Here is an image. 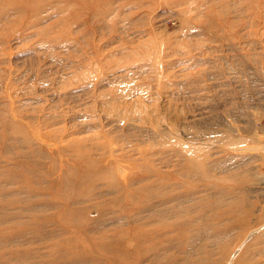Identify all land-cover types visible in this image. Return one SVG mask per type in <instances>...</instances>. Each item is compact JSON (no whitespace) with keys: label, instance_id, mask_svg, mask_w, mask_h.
<instances>
[{"label":"rangeland","instance_id":"obj_1","mask_svg":"<svg viewBox=\"0 0 264 264\" xmlns=\"http://www.w3.org/2000/svg\"><path fill=\"white\" fill-rule=\"evenodd\" d=\"M237 248L264 264V0H0V264Z\"/></svg>","mask_w":264,"mask_h":264},{"label":"bare ground","instance_id":"obj_2","mask_svg":"<svg viewBox=\"0 0 264 264\" xmlns=\"http://www.w3.org/2000/svg\"><path fill=\"white\" fill-rule=\"evenodd\" d=\"M258 228V227H257ZM260 228V227H259ZM258 228V229H259ZM254 232V231H253ZM252 232V233H253ZM240 248V247H239ZM237 250H238V248L237 249H235V251H233V254H232V256L229 258V262L227 263V264H232V260H233V258H234V256H235V254L237 253Z\"/></svg>","mask_w":264,"mask_h":264}]
</instances>
